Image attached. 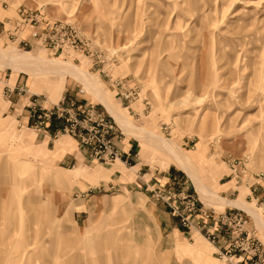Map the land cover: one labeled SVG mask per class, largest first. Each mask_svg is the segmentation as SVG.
Returning a JSON list of instances; mask_svg holds the SVG:
<instances>
[{"label": "rangeland", "instance_id": "1", "mask_svg": "<svg viewBox=\"0 0 264 264\" xmlns=\"http://www.w3.org/2000/svg\"><path fill=\"white\" fill-rule=\"evenodd\" d=\"M0 54L77 73L0 55V264H230L174 218L156 227L136 160L177 166L196 202L240 209L264 241V0H0ZM62 87L110 118L117 158L23 121Z\"/></svg>", "mask_w": 264, "mask_h": 264}, {"label": "built area", "instance_id": "2", "mask_svg": "<svg viewBox=\"0 0 264 264\" xmlns=\"http://www.w3.org/2000/svg\"><path fill=\"white\" fill-rule=\"evenodd\" d=\"M26 117L34 130L51 124L50 134L60 131L70 136L90 160L109 162L120 153L110 118L92 103L59 97L43 106L30 100ZM148 195L165 207L179 227L192 228L210 243L216 241L215 254L224 261L264 264V241L256 238L248 215L240 209L203 205L183 185L151 187ZM259 206L264 208V202Z\"/></svg>", "mask_w": 264, "mask_h": 264}, {"label": "crops", "instance_id": "3", "mask_svg": "<svg viewBox=\"0 0 264 264\" xmlns=\"http://www.w3.org/2000/svg\"><path fill=\"white\" fill-rule=\"evenodd\" d=\"M65 88L66 87L61 88L60 95L58 96V98L59 97H61V98L67 97L66 93H68L67 92L68 88L67 89H65ZM25 120H26V115L24 114L23 115V121H25ZM127 145H128V143L126 141H124L121 144V148L122 149L125 148L127 150ZM78 152H82V155L84 156V153L81 150V148L79 149ZM133 157L135 158V156H133ZM130 159H132V158L129 157V160ZM133 162L140 165V168L143 169V171H141V173H144L146 176H144L145 178L143 179V182H142V180H141V182L144 184L143 188H145L147 190L151 187H164V186L175 187V186L179 185V182H182V181H186V183L188 185H190L189 180L186 177V174L180 168H178L177 166H174L170 163H168V164L166 163L162 168L156 169V168H153L151 166L148 167V164H146V162H144L143 160H136ZM167 166H169L170 168H167ZM221 174L222 173H220L214 177V179H213L214 182L212 180V185H214V186L215 185L220 186L222 184L224 185V182L226 180L225 181H217ZM226 185L227 184L217 188L216 192L218 193L219 197L220 196L221 197H229V194H231L230 191L232 189H234L233 186H229V185L226 186ZM146 195L150 199V204H152L151 205L152 207H153V204L156 202L160 204V207L155 208V210H154L156 227L160 228V230H164L166 232H168L169 230H176V225L174 223L173 217L166 213L165 207L159 201L151 199L148 195V191H147ZM221 207L222 206H220V208ZM176 231L179 232V230H176ZM254 232H255V229H254Z\"/></svg>", "mask_w": 264, "mask_h": 264}, {"label": "bare ground", "instance_id": "4", "mask_svg": "<svg viewBox=\"0 0 264 264\" xmlns=\"http://www.w3.org/2000/svg\"><path fill=\"white\" fill-rule=\"evenodd\" d=\"M1 55V54H0ZM2 57L4 56L5 61H7V63L11 66H24L26 68V72L27 73H35V72H43V71H48V72H54V73H58V72H69L70 74H75L76 72L72 69V67L69 64H62L61 62H56L55 61H51V62H44L43 64L38 63L41 60H37V58L35 57H30V56H23L21 55V57L19 56H9L7 54H2ZM49 61V60H47ZM13 68V67H12ZM11 68V69H12ZM16 70V69H15ZM77 74V73H76ZM77 76V75H76ZM82 77H84L90 84V89L92 90V92L98 96L97 99H99L101 101V103H103L102 98L104 96H100V90L98 91V88L95 86H92L93 82H95L91 77L87 76L86 74L83 75ZM83 79V78H82ZM84 79V80H85ZM97 84V83H96ZM102 94V93H101ZM104 99V98H103ZM103 105V104H102ZM108 105V104H107ZM106 106V105H105ZM109 109V108H108ZM115 115V114H114ZM113 116V115H112ZM116 116V115H115ZM156 140L158 141V143L162 146H164L165 148H170L169 146H167V142L164 140H162L160 137L158 138L156 136ZM176 162L177 159L175 158ZM194 183V182H193ZM195 185V184H193ZM197 190V189H196ZM207 191V190H206ZM198 192V191H197ZM237 203V202H236ZM244 209V208H243ZM246 212L249 211V213L251 210H248L247 208L244 209ZM254 217V216H253ZM255 222H257L258 226H260L261 228H264V225L262 224V222L260 220H258L257 218H254Z\"/></svg>", "mask_w": 264, "mask_h": 264}]
</instances>
